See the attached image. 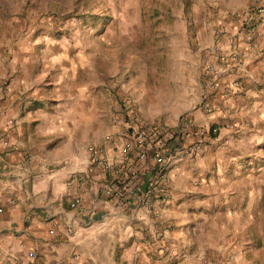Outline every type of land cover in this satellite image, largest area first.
Returning a JSON list of instances; mask_svg holds the SVG:
<instances>
[{"label":"crops","instance_id":"0c3cea01","mask_svg":"<svg viewBox=\"0 0 264 264\" xmlns=\"http://www.w3.org/2000/svg\"><path fill=\"white\" fill-rule=\"evenodd\" d=\"M231 15L207 19L212 79L194 103L184 89L186 115L160 124L171 163L164 199L148 205L140 189L151 156L122 153L131 140L88 59L65 46L12 50L0 64L11 146L0 157V264H31L28 252L45 264H264V15ZM248 21L250 41L240 30ZM230 55L242 65L222 60ZM208 126L218 134L190 158L197 127ZM92 147L118 175L91 163Z\"/></svg>","mask_w":264,"mask_h":264},{"label":"rangeland","instance_id":"374dc122","mask_svg":"<svg viewBox=\"0 0 264 264\" xmlns=\"http://www.w3.org/2000/svg\"><path fill=\"white\" fill-rule=\"evenodd\" d=\"M250 3L0 0V64L22 46L71 48L70 57L77 54L93 65L95 80L103 83L96 89L103 88L116 102V113L129 135L140 126L149 128L186 115L180 106L182 91L187 88L194 103L203 84L212 79L201 49L209 39L207 19L232 14L233 22L238 13L264 15L263 5ZM164 135L157 138L166 143Z\"/></svg>","mask_w":264,"mask_h":264},{"label":"built area","instance_id":"2783aa9c","mask_svg":"<svg viewBox=\"0 0 264 264\" xmlns=\"http://www.w3.org/2000/svg\"><path fill=\"white\" fill-rule=\"evenodd\" d=\"M250 16L256 17L259 15H256V12H252L248 14L247 18ZM253 27L254 23L248 21L244 23L240 29L241 32L246 35L248 41L252 38V33L254 31ZM229 57L230 58L227 59V56H224L222 60L225 62L228 60L232 63L237 62V66L239 67L242 65V60H238L239 57L234 55H230ZM207 70L210 69L208 68ZM234 86L238 88L240 87L237 83H234ZM200 105L206 114L212 112L211 105L208 102L202 101ZM7 124L8 126H13L14 119H8ZM163 131H165V129L160 125H155L149 128L142 127L139 128V130L137 128L133 130L132 134H129L131 140L130 143L124 145L121 149L122 153L127 155L129 154V151H131V148H133L136 158L143 161H145L149 155L151 156L153 162L152 177L149 179L148 183L140 189V202L144 205H148L153 201H162L164 199L162 186L164 184L167 169L171 163V158L164 155L162 144L157 142V134L165 133ZM196 133L198 140L186 150V154L192 159L197 158L202 154L206 143L218 134V128L215 126L197 127ZM10 147L11 146L6 138L5 130L0 125V157ZM97 152L98 149L92 147L91 163L101 167L105 171H110L113 175H118L120 169L113 167L107 158L100 156ZM77 203L78 199H75L70 205L74 207ZM27 257L31 264H45L34 252H28Z\"/></svg>","mask_w":264,"mask_h":264},{"label":"trees","instance_id":"16d2710c","mask_svg":"<svg viewBox=\"0 0 264 264\" xmlns=\"http://www.w3.org/2000/svg\"><path fill=\"white\" fill-rule=\"evenodd\" d=\"M163 132H167L166 130L165 131H163ZM162 134V133H161Z\"/></svg>","mask_w":264,"mask_h":264}]
</instances>
